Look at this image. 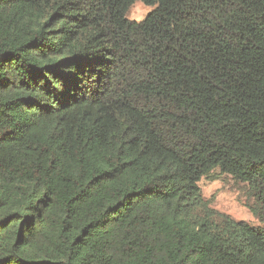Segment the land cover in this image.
<instances>
[{"label": "trees", "instance_id": "obj_1", "mask_svg": "<svg viewBox=\"0 0 264 264\" xmlns=\"http://www.w3.org/2000/svg\"><path fill=\"white\" fill-rule=\"evenodd\" d=\"M136 1L0 0V264H264V0Z\"/></svg>", "mask_w": 264, "mask_h": 264}, {"label": "rangeland", "instance_id": "obj_2", "mask_svg": "<svg viewBox=\"0 0 264 264\" xmlns=\"http://www.w3.org/2000/svg\"><path fill=\"white\" fill-rule=\"evenodd\" d=\"M153 8L138 0L130 7L127 18L136 21L144 20ZM199 185L203 196L214 209L236 220L246 221L255 226L261 225L248 207L254 199L248 195L247 183L238 182L229 174H218L216 179L203 178Z\"/></svg>", "mask_w": 264, "mask_h": 264}]
</instances>
